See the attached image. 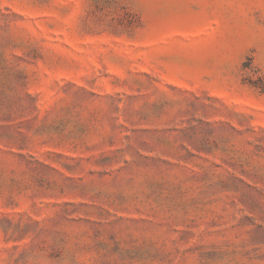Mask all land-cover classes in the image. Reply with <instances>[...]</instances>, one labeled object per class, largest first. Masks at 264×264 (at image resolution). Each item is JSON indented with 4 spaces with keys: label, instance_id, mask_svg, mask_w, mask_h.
I'll return each mask as SVG.
<instances>
[{
    "label": "rangeland",
    "instance_id": "obj_1",
    "mask_svg": "<svg viewBox=\"0 0 264 264\" xmlns=\"http://www.w3.org/2000/svg\"><path fill=\"white\" fill-rule=\"evenodd\" d=\"M0 264H264V0H0Z\"/></svg>",
    "mask_w": 264,
    "mask_h": 264
}]
</instances>
